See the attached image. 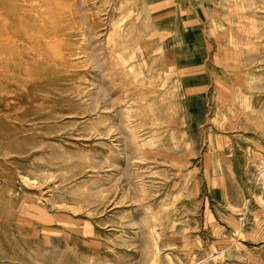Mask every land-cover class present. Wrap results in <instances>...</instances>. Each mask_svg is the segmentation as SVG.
I'll return each mask as SVG.
<instances>
[{"label":"rangeland","instance_id":"1","mask_svg":"<svg viewBox=\"0 0 264 264\" xmlns=\"http://www.w3.org/2000/svg\"><path fill=\"white\" fill-rule=\"evenodd\" d=\"M70 4L0 12V264H264V0Z\"/></svg>","mask_w":264,"mask_h":264},{"label":"bare ground","instance_id":"2","mask_svg":"<svg viewBox=\"0 0 264 264\" xmlns=\"http://www.w3.org/2000/svg\"><path fill=\"white\" fill-rule=\"evenodd\" d=\"M31 2V3H29V4H25V2ZM80 1V0H79ZM70 2H72V3H74V0H0V12H38V14H39V12H49V14H51V15H49L50 17H53L54 15H52V13L51 12H61V14H62V12H70V7H71V4H70ZM70 8V9H69ZM10 14V13H9ZM45 14V13H44ZM55 14H57L58 15V13H55ZM61 14L59 15V16H61ZM12 15H13V13H12ZM47 15V14H46ZM45 15V16H46ZM76 15V14H75ZM5 16H7L6 14H5ZM10 16V15H9ZM8 17V16H7ZM30 17V16H29ZM56 17V16H55ZM43 18V17H42ZM58 18H60V17H58ZM8 19H10V18H8ZM20 19V18H19ZM29 19V18H28ZM30 19H32V18H30ZM12 20V19H11ZM22 20V19H21ZM33 20V19H32ZM31 20V21H32ZM55 20V19H54ZM57 20V19H56ZM79 20V19H78ZM4 18H3V15H1L0 14V23L1 22H3L4 23ZM30 21V20H29ZM34 21V20H33ZM35 21H36V19H35ZM48 22H50V21H48ZM54 22H56V21H54ZM12 23V22H11ZM8 24V23H7ZM28 24H29V22H28ZM6 25V24H5ZM31 25H33L32 24V22H31ZM53 25H57V24H53ZM11 26V25H10ZM14 26V25H13ZM1 27V26H0ZM1 28H3V27H1ZM1 28H0V30H1ZM37 28H38V26H37ZM36 28V29H37ZM55 28L57 29V26H55ZM4 29H6L5 27H4ZM3 29V30H4ZM9 29V28H8ZM15 29V28H14ZM30 29V28H29ZM72 29V28H71ZM50 30V29H49ZM51 30H54V32H55V29L54 28H51ZM58 30V29H57ZM61 30V29H60ZM78 30V29H77ZM6 31V30H5ZM7 32V31H6ZM8 32H11V31H8ZM7 32V33H8ZM6 33V34H7ZM44 33V32H43ZM48 33V32H47ZM5 34V33H4ZM11 34V33H10ZM41 34H42V32H41ZM49 34V33H48ZM50 34H51V32H50ZM8 35V34H7ZM6 35V36H7ZM44 36H45V34H43ZM54 35V34H53ZM1 36V35H0ZM6 36H5V38H6ZM8 37V36H7ZM9 37H10V35H9ZM8 37V38H9ZM12 37H15V36H12ZM29 37V36H28ZM11 38V37H10ZM26 38H27V36H26ZM34 37H31V38H29V40H31L32 41V39H33ZM4 39V38H3ZM13 39H15V38H13ZM17 40H18V38H17ZM24 40V39H23ZM35 40V38L33 39V41ZM42 40V39H41ZM39 40H37L36 41V43L38 42ZM86 41V40H85ZM46 42V41H45ZM62 42V41H61ZM13 42H11V44H12ZM16 43H18V41H16ZM2 44H4V43H2ZM8 44V43H7ZM15 44V43H14ZM8 45H10V42H9V44ZM38 45H40L39 43H38ZM46 45H47V43H46ZM11 46V45H10ZM14 47V46H13ZM18 48H20L19 47V45L17 46ZM17 47H15V48H17ZM42 47V46H41ZM60 47V46H59ZM14 48V49H15ZM56 48V47H55ZM58 48V47H57ZM54 49V50H58V49ZM42 49V48H41ZM45 50V49H44ZM43 50V51H44ZM13 51V50H12ZM15 51V50H14ZM13 51V52H14ZM42 51V52H43ZM47 51H49V50H47ZM2 52V51H1ZM24 52H25V50H24ZM39 52V51H38ZM40 52H41V50H40ZM40 52H39V54H40ZM44 52H46V51H44ZM52 52H53V54H54V57H57L58 55H57V52H54L53 50H52ZM15 53V52H14ZM48 53V52H47ZM46 53V54H47ZM49 53H51V52H49ZM61 53V52H60ZM59 53V54H60ZM9 54H11V52L9 53ZM39 54H38V56H39ZM52 54V53H51ZM51 54H49L50 55V57H51ZM8 55V54H7ZM12 55V54H11ZM16 55V54H15ZM48 55V54H47ZM42 56H44L43 54H42ZM46 56V55H45ZM49 57V58H50ZM64 57V56H63ZM7 58V57H6ZM9 58H10V56H9ZM22 58V57H21ZM33 58H34V56H33ZM36 58V57H35ZM60 58L62 59V56H60ZM14 59V58H13ZM23 59V58H22ZM37 59V58H36ZM46 59V58H45ZM54 59V58H53ZM8 60V59H7ZM26 60V59H25ZM35 60V59H34ZM33 60V61H34ZM39 60V59H38ZM43 60V59H42ZM9 61V60H8ZM12 61V60H11ZM36 61V60H35ZM40 61V60H39ZM48 61V60H47ZM51 61V60H50ZM54 61V60H53ZM53 61H52V63H53ZM60 61V60H59ZM42 62V61H41ZM16 63V62H15ZM14 63V64H15ZM44 63V62H43ZM56 63V62H55ZM54 63V64H55ZM62 63V62H61ZM18 64V63H17ZM16 64V65H17ZM37 64H38V66H39V62H37ZM42 64V63H41ZM47 64V63H46ZM31 65V64H30ZM43 65V64H42ZM44 66V65H43ZM47 66V65H46ZM40 67H42V66H40ZM35 68V67H34ZM7 69V68H6ZM26 69V68H25ZM55 70V69H54ZM57 70V69H56ZM29 71V70H28ZM25 73V72H24ZM29 75V74H28ZM37 76V75H36ZM11 78V77H10ZM24 79V78H23ZM32 80V79H31Z\"/></svg>","mask_w":264,"mask_h":264}]
</instances>
